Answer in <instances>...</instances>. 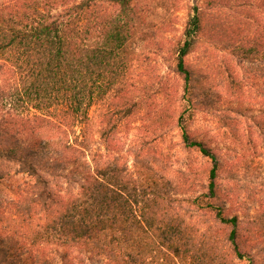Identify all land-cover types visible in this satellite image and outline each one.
<instances>
[{
  "label": "trees",
  "instance_id": "1",
  "mask_svg": "<svg viewBox=\"0 0 264 264\" xmlns=\"http://www.w3.org/2000/svg\"><path fill=\"white\" fill-rule=\"evenodd\" d=\"M141 1L0 0V186L11 166L33 179L16 199L0 201V264H55L50 248L62 260L72 249H83L118 264H235L231 250L235 259L259 264L243 249L238 217H225L217 208V157L191 135L184 114V145L215 163L207 208L218 209L221 225L231 229L223 256L211 237L198 238L177 212L162 207L159 184L145 187L127 168L101 160L91 166V110L124 92L137 60L135 44L160 8L141 10ZM194 9L175 69L191 115L204 94L185 63L204 29L206 11ZM70 167L72 182L82 183L80 194L58 197L46 172L61 176ZM259 221L260 239L264 217Z\"/></svg>",
  "mask_w": 264,
  "mask_h": 264
},
{
  "label": "rangeland",
  "instance_id": "2",
  "mask_svg": "<svg viewBox=\"0 0 264 264\" xmlns=\"http://www.w3.org/2000/svg\"><path fill=\"white\" fill-rule=\"evenodd\" d=\"M154 5L160 8L135 44L129 84L119 97L109 96L91 110L88 131L96 157L91 166L101 160L127 168L145 187L159 184L166 200L162 207L177 212L198 238L211 237L223 256L230 249L231 229L221 225L218 209L207 208L215 163L184 145L179 127L184 114L191 135L217 157V208L225 217H238L243 249L264 264V237L255 235L264 217V0H143L139 8ZM196 6L206 11L204 29L185 63L200 78L204 94L191 115L175 69ZM71 169L60 171L61 176L46 172L58 197L80 194L82 183L72 182ZM7 171L0 201L16 199L20 188L33 184L27 175L15 174L14 166ZM49 252L55 264H118L114 257L83 249H72L67 260L55 248ZM228 257L249 264L235 259L231 250Z\"/></svg>",
  "mask_w": 264,
  "mask_h": 264
}]
</instances>
